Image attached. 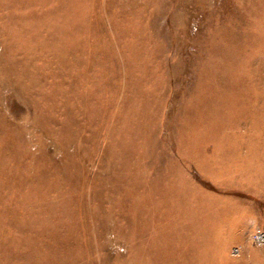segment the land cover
<instances>
[{"label": "rangeland", "instance_id": "rangeland-1", "mask_svg": "<svg viewBox=\"0 0 264 264\" xmlns=\"http://www.w3.org/2000/svg\"><path fill=\"white\" fill-rule=\"evenodd\" d=\"M0 264H264V0H0Z\"/></svg>", "mask_w": 264, "mask_h": 264}]
</instances>
